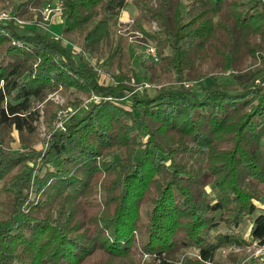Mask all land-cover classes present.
Listing matches in <instances>:
<instances>
[{"label":"trees","instance_id":"1","mask_svg":"<svg viewBox=\"0 0 264 264\" xmlns=\"http://www.w3.org/2000/svg\"><path fill=\"white\" fill-rule=\"evenodd\" d=\"M5 1L0 264H141L138 253L142 264H254L231 248L264 243V0H63L61 35L78 56L37 29L43 0ZM129 1L138 26L159 27L142 28L159 63L137 55L133 73L158 86L133 92L135 54L117 33ZM54 90L79 111L42 150L32 135L40 115L55 117ZM78 92L100 100L84 106ZM190 247L199 257L177 260Z\"/></svg>","mask_w":264,"mask_h":264},{"label":"rangeland","instance_id":"2","mask_svg":"<svg viewBox=\"0 0 264 264\" xmlns=\"http://www.w3.org/2000/svg\"><path fill=\"white\" fill-rule=\"evenodd\" d=\"M11 5H12L11 1L10 2L9 1H7V2L5 1L2 5H0V12L4 11V12H9V14H10L11 12H10L9 9H7V7H10ZM155 5H156V0H150V2L148 3V6L154 7ZM2 6H4V7H2ZM148 6H147V8L145 7V9L143 8L141 10V12L142 13L145 12L144 14H147ZM181 8H183V9L186 8V1L185 0H182ZM137 10L138 9L136 8V6H134V4L131 3V1H129L127 3V5L123 9L120 10V12L118 14V23L119 24H118V28H117V33L122 35L126 39L127 43H129L131 45L132 49H133L132 53L135 54V58L133 59L134 70L130 74L129 79L127 80V83L130 86L133 87L132 90H131L132 92L134 90H137L138 88H140L142 86L143 87H152V86L155 87V86H158V85H156L157 83L152 84V83L148 82L147 80H143V79L141 81H138V82L136 81V78L133 76L134 71L140 76H141V72H142V65H140V62H139L138 58H136V56L138 55L140 60L144 59L145 62H149L150 61V62H153L156 65L160 61V57L158 55V49L156 47V44L146 34V31L142 29L143 27H145L147 31H150V32L156 31L159 28L158 25H157V22H156L155 19H151L150 18L148 21H146L145 24H143V27L141 28L140 26H138V22L140 21L141 18L140 19L139 18H135V14H136ZM12 17L13 16L10 14V18L9 19H11ZM147 17H149V16H147ZM17 19L22 21V23H19V24H23L24 23V21L22 19L16 18V21H17ZM36 27H37L38 30H41L45 34H49V33L61 34V31H62V24H61L60 18H58L57 20L55 18L51 22V24L48 26L47 29H45V26L43 25L42 21H40V23H37ZM60 39H62L63 42L67 41V42L71 43V45L75 44L77 46V48H78V54L83 52V50H82V48L80 46V43L78 41H76V42L74 41L75 43L73 41L71 42L70 40H67L62 35H61ZM149 47L151 48V50H150L151 54L148 51ZM83 54H84V52H83ZM262 54H263L262 52H259V53L255 52V54L253 56H249L247 58V65L251 64V63H254V62H257ZM76 56H78V55H76ZM88 61L91 63L90 59H88ZM94 61L95 60L92 59V62H94ZM92 66L95 68L96 75H97V77H98L100 82L104 83V82H109L111 80L110 74L107 73V72H104L99 67H97L96 63H94ZM208 80L210 81V79H208ZM143 81H146L147 86H145L143 84ZM185 84L187 85L188 82L185 83ZM149 91H151V89H149ZM75 94H77L80 97V99L82 101L81 103H82V105L84 104V106L86 104H88L89 102H94V103H98L99 102V101L98 102L94 101V98L92 96L93 94H90L89 96L83 95L81 92H78V93H75ZM72 95H74V94H72ZM72 95H67L65 91H61V90H54V91H51V92L47 93V95L45 97V100L46 99H50L54 104L57 105L58 108L56 107L57 110H56V113H55V117H54V119L52 120V122L48 126L42 120L43 115H40L39 121H38V125H37V130L32 135L33 136V140L35 141L34 144L41 145L42 150H44L46 148L47 143H48V137L51 134V132H53V130H58V127L55 124V121H56L57 117L59 115H61V116L65 117V119L67 120V119L70 118L69 116L72 115L74 112L78 113L79 107L76 104H68L69 98L71 99ZM43 102H39V101H34L33 102L34 105H37L40 108L41 114H42V111H43L42 110V107L44 105ZM61 130H66V127L64 129H61ZM13 134H15V133L13 132ZM0 148H2L1 145H0ZM7 149H9V148H7ZM113 157L115 159H118V155H115ZM29 164L34 166V160H32V161L29 160ZM206 189L208 191L210 190L208 186H206ZM37 197H38V195H36V196L33 195V194L31 195V198L37 199ZM256 204L264 206V199L261 202L258 201ZM244 235H245V237L248 238V228L247 229L244 228ZM231 249L232 250H241V251H243L246 254V256H248V259L251 260L254 264H264V257L254 256V253L256 251V246H254L252 241H249V243L247 245L243 246V247H238V248H234L233 247ZM185 254L188 255V256H193L195 258L199 257L197 255V251L194 248L190 247V248H186V249L182 250L179 253L177 260L180 261L181 258ZM137 256L140 259V263L141 264L144 263L145 259H147L145 254L138 253ZM203 262L205 264H215L214 262H207V261L206 262L203 261Z\"/></svg>","mask_w":264,"mask_h":264},{"label":"built area","instance_id":"3","mask_svg":"<svg viewBox=\"0 0 264 264\" xmlns=\"http://www.w3.org/2000/svg\"><path fill=\"white\" fill-rule=\"evenodd\" d=\"M63 11H64L63 0H43V3L39 7V12L41 15V21H42L43 25L45 26V29L48 28V26L51 24V22L55 18L56 19L60 18V20H61ZM9 18H10L9 12H4V11L0 12V21L1 20H8ZM17 22L22 23V21L19 19H17ZM50 35L54 38H57V39L61 38V34L50 33ZM66 43H69V42L66 41ZM69 44H71V43H69ZM71 46H72L71 52L73 55L76 56L78 54V48L75 44L71 45ZM149 48H148V51L150 53L151 48L150 49ZM143 84L145 86H147L146 81H143ZM92 96H93L95 102L99 101L100 97L98 95L93 94ZM65 121H66L65 117L59 115L55 121V124L58 128L64 129L65 128ZM252 242H253L254 246H256V251L254 253V256L264 257V243H258L255 240H253Z\"/></svg>","mask_w":264,"mask_h":264},{"label":"crops","instance_id":"4","mask_svg":"<svg viewBox=\"0 0 264 264\" xmlns=\"http://www.w3.org/2000/svg\"><path fill=\"white\" fill-rule=\"evenodd\" d=\"M57 19H58V18H57ZM57 19H56V20H57Z\"/></svg>","mask_w":264,"mask_h":264}]
</instances>
